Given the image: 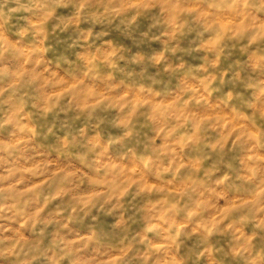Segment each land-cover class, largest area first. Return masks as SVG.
Segmentation results:
<instances>
[{"label":"clouds","instance_id":"obj_1","mask_svg":"<svg viewBox=\"0 0 264 264\" xmlns=\"http://www.w3.org/2000/svg\"><path fill=\"white\" fill-rule=\"evenodd\" d=\"M0 264H264V0H0Z\"/></svg>","mask_w":264,"mask_h":264}]
</instances>
